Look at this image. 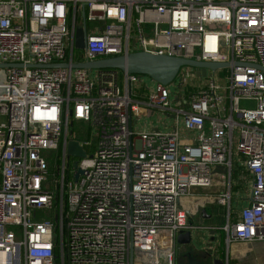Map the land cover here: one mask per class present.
<instances>
[{
	"label": "built area",
	"instance_id": "built-area-1",
	"mask_svg": "<svg viewBox=\"0 0 264 264\" xmlns=\"http://www.w3.org/2000/svg\"><path fill=\"white\" fill-rule=\"evenodd\" d=\"M135 51L229 63L227 86L224 68L190 89L186 66L169 84L50 66ZM0 63L24 65L0 84V264H176L178 234L198 227L181 199L211 186L217 165L232 175L234 150L252 182L228 240L264 242V0H0ZM149 112L172 130H134ZM76 121L89 138L71 136ZM72 138L86 158L69 155ZM46 151L58 153L52 181Z\"/></svg>",
	"mask_w": 264,
	"mask_h": 264
},
{
	"label": "crops",
	"instance_id": "crops-1",
	"mask_svg": "<svg viewBox=\"0 0 264 264\" xmlns=\"http://www.w3.org/2000/svg\"><path fill=\"white\" fill-rule=\"evenodd\" d=\"M144 79L151 81L148 78ZM152 113L149 112L146 118H149ZM172 128L162 130L170 131ZM180 130L185 137L195 135L187 133L182 125ZM239 171L230 175L225 166L217 165L214 169L216 177L214 178L213 175L211 186L196 187L193 195L181 199V207L187 212L189 221L198 227L190 230L191 242L185 239L180 240L177 236L176 264H187L188 253H192L203 264H214V260H222L224 264H264L263 241L230 242L225 229L229 222L238 220L240 211L250 202L251 175L244 167H240ZM228 190L231 193L230 203L223 205L219 198ZM234 206L238 207L235 213ZM221 207L225 209L224 216L220 212L218 217L217 209Z\"/></svg>",
	"mask_w": 264,
	"mask_h": 264
},
{
	"label": "water",
	"instance_id": "water-1",
	"mask_svg": "<svg viewBox=\"0 0 264 264\" xmlns=\"http://www.w3.org/2000/svg\"><path fill=\"white\" fill-rule=\"evenodd\" d=\"M76 40L75 46L78 49L85 50L87 48L88 28L87 22L84 17L83 23L78 25L75 30ZM19 64H7L0 63V68L6 67H23ZM51 67H69L74 68H88V69H120L122 71H128L130 73L147 76L154 81L169 84L173 82L180 70L184 66L209 68L216 70L218 68H225L229 66L226 62H206L197 61L193 59H185L181 57L167 56L154 54L147 51H135L131 53H125L122 55L111 56L106 58H99L93 61H85L79 63H59L51 64ZM68 153L69 155L77 158H86L88 156L86 149L81 145L80 141L76 138L69 139L68 141ZM76 166L78 163L75 164ZM83 173V170L78 167V173L75 175L78 179L79 174ZM191 231H181L178 234V239L187 240L191 242ZM185 240L183 242H185ZM133 252V248L131 249ZM189 261L187 264H203L201 260L195 257L192 253L187 255ZM183 264V263H181ZM214 264H224L222 260H214Z\"/></svg>",
	"mask_w": 264,
	"mask_h": 264
},
{
	"label": "rangeland",
	"instance_id": "rangeland-1",
	"mask_svg": "<svg viewBox=\"0 0 264 264\" xmlns=\"http://www.w3.org/2000/svg\"><path fill=\"white\" fill-rule=\"evenodd\" d=\"M80 16V13H79ZM131 45H135L136 46V42H132ZM83 53L82 49H78L76 48L75 50V55L77 57H81ZM189 71L185 74V76L187 77V79H189L188 84L190 83V85H188V88L190 89H194V88H203L204 86H206L208 84V81L214 76V71L212 69L209 68H199V67H190V66H186ZM185 67V68H186ZM228 68H224V69H220L216 72V76L218 78V83L222 86V87H226L227 83H228ZM181 74V72L179 73ZM182 75V74H181ZM184 76V78H185ZM181 77V76H180ZM143 78H148L150 80H152L151 78L147 77V76H143ZM6 80V69L5 68H0V84L4 83ZM154 81V80H153ZM180 82H182V79L180 78V80H176V82H174L173 86L174 88H176V94L175 96H182V93L184 94V90H186V88H184V90H182L181 86H180ZM176 85V86H175ZM3 92V89L0 88V93ZM176 101H174L175 107H176ZM240 106L242 108H248V107H253L254 106V102L253 101H249V100H241L240 101ZM162 117V118H161ZM168 119V120H166ZM174 119L172 118V116H168V114H158L155 113L153 115H151L149 118L146 119H134V129L136 131H142L145 129H149L150 131L152 130H168V128H172L174 125ZM155 123V124H153ZM163 129V130H162ZM73 131L74 136L76 137H80L83 136L85 138H89V134L86 132L87 131V125L83 122H79L76 121L71 127H70V131ZM91 136H92V128H91ZM90 153V152H89ZM58 153L54 152V151H46V156L47 159L49 161V168H50V179L51 181L53 180V177H55L57 175V165L59 164V159L57 158ZM75 161L79 158H74ZM243 161H244V157L238 153L236 150H234V166H233V170H232V174L236 173V172H240V167H243ZM215 169V168H214ZM216 177V174H214V178ZM240 177V176H239ZM242 178V177H240ZM236 180V179H235ZM234 180V182H235ZM233 182V183H234ZM235 205V203H234ZM235 210L233 211L234 213L236 212V210H238V207H233ZM220 212L223 213L224 216V212L225 209L223 207H221V209H217V214H219L218 217H220ZM47 212L45 211H39V218H43L47 215H45ZM139 258L137 256V251L135 253V261H138Z\"/></svg>",
	"mask_w": 264,
	"mask_h": 264
},
{
	"label": "trees",
	"instance_id": "trees-1",
	"mask_svg": "<svg viewBox=\"0 0 264 264\" xmlns=\"http://www.w3.org/2000/svg\"><path fill=\"white\" fill-rule=\"evenodd\" d=\"M88 27H89V23H88ZM74 135V134H71V136ZM91 151H89L90 153H92L94 151V146L91 147L90 149Z\"/></svg>",
	"mask_w": 264,
	"mask_h": 264
}]
</instances>
